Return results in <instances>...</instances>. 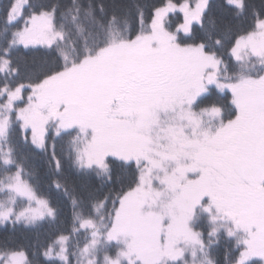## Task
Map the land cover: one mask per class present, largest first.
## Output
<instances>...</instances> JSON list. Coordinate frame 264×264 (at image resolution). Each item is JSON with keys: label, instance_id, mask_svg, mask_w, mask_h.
Listing matches in <instances>:
<instances>
[{"label": "snow or ice", "instance_id": "obj_1", "mask_svg": "<svg viewBox=\"0 0 264 264\" xmlns=\"http://www.w3.org/2000/svg\"><path fill=\"white\" fill-rule=\"evenodd\" d=\"M0 264H264V0L0 2Z\"/></svg>", "mask_w": 264, "mask_h": 264}, {"label": "trees", "instance_id": "obj_2", "mask_svg": "<svg viewBox=\"0 0 264 264\" xmlns=\"http://www.w3.org/2000/svg\"><path fill=\"white\" fill-rule=\"evenodd\" d=\"M0 2H6V0H0ZM38 165H39V162H38Z\"/></svg>", "mask_w": 264, "mask_h": 264}]
</instances>
